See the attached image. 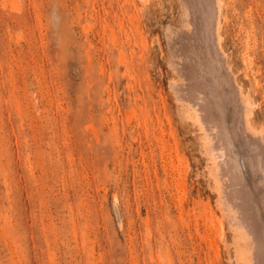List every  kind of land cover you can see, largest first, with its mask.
Masks as SVG:
<instances>
[{
  "label": "rangeland",
  "instance_id": "obj_1",
  "mask_svg": "<svg viewBox=\"0 0 264 264\" xmlns=\"http://www.w3.org/2000/svg\"><path fill=\"white\" fill-rule=\"evenodd\" d=\"M139 1L0 0V264L246 263L170 88L182 3ZM221 1L264 125V0Z\"/></svg>",
  "mask_w": 264,
  "mask_h": 264
},
{
  "label": "bare ground",
  "instance_id": "obj_2",
  "mask_svg": "<svg viewBox=\"0 0 264 264\" xmlns=\"http://www.w3.org/2000/svg\"><path fill=\"white\" fill-rule=\"evenodd\" d=\"M180 1L181 28L166 29L172 67L180 78H174L170 88L179 102V115L199 131L215 204L235 233L236 254L243 256L244 264H264V125L252 119L249 93L235 80L221 45L222 1ZM110 34L121 62L125 48L112 29Z\"/></svg>",
  "mask_w": 264,
  "mask_h": 264
}]
</instances>
